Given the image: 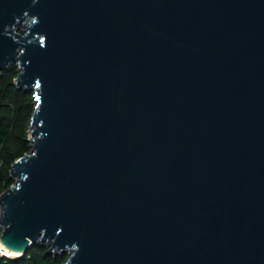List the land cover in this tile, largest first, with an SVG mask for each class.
Masks as SVG:
<instances>
[{
  "label": "water",
  "instance_id": "water-1",
  "mask_svg": "<svg viewBox=\"0 0 264 264\" xmlns=\"http://www.w3.org/2000/svg\"><path fill=\"white\" fill-rule=\"evenodd\" d=\"M12 65L34 112L0 252L264 264V0H0Z\"/></svg>",
  "mask_w": 264,
  "mask_h": 264
},
{
  "label": "trees",
  "instance_id": "trees-1",
  "mask_svg": "<svg viewBox=\"0 0 264 264\" xmlns=\"http://www.w3.org/2000/svg\"><path fill=\"white\" fill-rule=\"evenodd\" d=\"M18 75L16 65L0 75V196L15 184L11 176L12 165L31 152L28 131L34 112L33 92L17 88ZM1 234L0 227V237ZM49 249V246L35 245L24 257H3L0 264H66L67 254L55 255L48 253Z\"/></svg>",
  "mask_w": 264,
  "mask_h": 264
},
{
  "label": "bare ground",
  "instance_id": "bare-ground-1",
  "mask_svg": "<svg viewBox=\"0 0 264 264\" xmlns=\"http://www.w3.org/2000/svg\"><path fill=\"white\" fill-rule=\"evenodd\" d=\"M0 255L9 257H18L20 255L1 249Z\"/></svg>",
  "mask_w": 264,
  "mask_h": 264
},
{
  "label": "rangeland",
  "instance_id": "rangeland-1",
  "mask_svg": "<svg viewBox=\"0 0 264 264\" xmlns=\"http://www.w3.org/2000/svg\"><path fill=\"white\" fill-rule=\"evenodd\" d=\"M22 33H23V32H22ZM23 125H24V123H23ZM28 133H30V129H29ZM29 139H30V135H29ZM1 165H2V162H1V160H0V167H1ZM2 257L8 258V257H6V256H2ZM13 258H14V257H13ZM13 258H10V259H13ZM0 259H1V257H0Z\"/></svg>",
  "mask_w": 264,
  "mask_h": 264
},
{
  "label": "built area",
  "instance_id": "built-area-1",
  "mask_svg": "<svg viewBox=\"0 0 264 264\" xmlns=\"http://www.w3.org/2000/svg\"><path fill=\"white\" fill-rule=\"evenodd\" d=\"M0 257L3 258L2 255H0ZM6 257H7V256H6ZM8 258H9V257H8Z\"/></svg>",
  "mask_w": 264,
  "mask_h": 264
}]
</instances>
